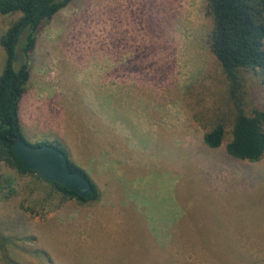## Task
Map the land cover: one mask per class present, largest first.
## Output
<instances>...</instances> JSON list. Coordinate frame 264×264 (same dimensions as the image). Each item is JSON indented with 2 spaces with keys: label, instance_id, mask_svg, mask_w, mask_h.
<instances>
[{
  "label": "rangeland",
  "instance_id": "374dc122",
  "mask_svg": "<svg viewBox=\"0 0 264 264\" xmlns=\"http://www.w3.org/2000/svg\"><path fill=\"white\" fill-rule=\"evenodd\" d=\"M18 16L0 14V38ZM212 30L208 0H73L43 25L25 137L64 148L100 195L45 213L41 184L0 163V228L21 262L264 264V157L204 143L221 119L229 140L234 118ZM5 62L0 44V75ZM243 76L248 110L264 108V83Z\"/></svg>",
  "mask_w": 264,
  "mask_h": 264
},
{
  "label": "trees",
  "instance_id": "16d2710c",
  "mask_svg": "<svg viewBox=\"0 0 264 264\" xmlns=\"http://www.w3.org/2000/svg\"><path fill=\"white\" fill-rule=\"evenodd\" d=\"M72 1L0 0L1 15H19L0 38L6 53L5 67L0 75V163L19 175L32 176L34 186L41 184L45 195L52 201L50 205L46 201H36L37 205L43 206L41 210L45 213L58 210L68 200L87 203L98 200L100 195L90 175L75 165L59 145L45 142L33 146L51 145L61 150L68 159L70 170L81 173L93 186L92 198L85 199L56 182L41 178L36 171L26 169L12 150L18 140L28 142L21 123V102L31 80L30 55L36 49L43 25ZM208 14L213 21L209 46L230 84L234 118L229 140H226L228 133L224 119H221L204 135V143L210 149L224 146L226 154L233 160L256 163L264 157V108L255 106L248 110L243 73L252 70L264 83V0H208ZM36 189L31 185L25 192L29 197ZM27 237L33 240L30 235L24 238ZM14 250L18 248L12 236L5 235L0 228L2 264H24ZM38 254L37 251L31 253Z\"/></svg>",
  "mask_w": 264,
  "mask_h": 264
},
{
  "label": "water",
  "instance_id": "95a60500",
  "mask_svg": "<svg viewBox=\"0 0 264 264\" xmlns=\"http://www.w3.org/2000/svg\"><path fill=\"white\" fill-rule=\"evenodd\" d=\"M12 150L26 169L36 171L41 178L56 182L85 199L93 197L95 190L91 183L81 173L70 170L67 157L58 148L33 146L18 140Z\"/></svg>",
  "mask_w": 264,
  "mask_h": 264
}]
</instances>
